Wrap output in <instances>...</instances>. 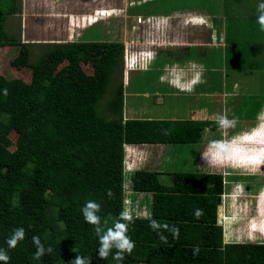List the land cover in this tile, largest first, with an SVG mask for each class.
<instances>
[{"label":"trees","instance_id":"trees-1","mask_svg":"<svg viewBox=\"0 0 264 264\" xmlns=\"http://www.w3.org/2000/svg\"><path fill=\"white\" fill-rule=\"evenodd\" d=\"M14 1L8 0V9L15 6ZM3 22L0 18V46L18 48L17 61L31 69L29 82L0 75V248L7 249L6 240L15 228L26 230L25 239L15 249H8V264H71L77 254L90 264H264V244L223 242L222 226L217 223L224 192L221 175L172 171L163 179V173L153 169L155 161L152 168L132 171L129 178L124 173L127 144L205 140L206 145L230 139L241 129H229L224 137L214 120L124 119L122 87L113 80L118 65L119 71L123 68L120 41L79 37L53 42L42 46L36 62L30 63L28 46L7 35ZM186 58L193 59L191 54ZM82 61L93 65L94 74L80 72ZM63 63L67 69L55 78L54 69ZM194 64L199 70L198 63ZM154 65L148 72L156 71ZM203 69L204 81L217 72L207 66ZM112 83L113 88L109 87ZM108 90L114 95L106 107L110 114L103 118L96 106ZM165 129L170 134H163ZM141 194L152 197L151 206L136 204L135 208L147 209L148 217L161 224L178 227L179 238L164 231L168 240L164 243L149 227L148 219H137L128 232L135 242L132 254H125L121 261L111 254L101 260L99 240L94 227L84 220L83 206L89 200L100 203L102 223L112 227L127 198L138 203ZM195 209L203 210L199 219ZM33 236L51 246L52 253L33 259ZM197 246L200 251L194 255Z\"/></svg>","mask_w":264,"mask_h":264},{"label":"rangeland","instance_id":"rangeland-1","mask_svg":"<svg viewBox=\"0 0 264 264\" xmlns=\"http://www.w3.org/2000/svg\"><path fill=\"white\" fill-rule=\"evenodd\" d=\"M74 1L76 0H69L70 3L66 8L63 7L61 10H57V12L54 13V11L49 12L47 9L39 10L35 8V11V9H31L26 4L23 6L25 2L21 0L23 18L21 14L10 18L6 31L8 33L7 35L20 41L21 44L28 46L30 63L36 62L42 52V46L53 42L74 41L79 37L84 41H120L123 44L121 55L123 68L122 71H119L121 67L118 65L113 80L115 84L118 86L121 84L122 87L121 97L124 99V104L121 116H123L124 119H207L216 121L218 114H227L229 119H243L240 121V125L237 124L234 129L245 128L249 125L248 120L253 118L255 114L252 103L249 102L250 100H248V103L243 108L239 104L235 103L234 105L233 103L227 108V111H225L226 107L224 108V106L226 104L222 96H218V98H214V100L212 99L213 102L210 103L211 98L199 94L202 91L213 90L215 87H219L220 85L216 81L219 77L214 78L215 80L206 79V82L197 87L193 93L180 91L170 85L167 79L164 83H161V77L171 78V70L173 67L177 69H187L192 63H206V59L202 58L204 55L212 56L218 48L220 50L222 46L216 44L220 42H215L219 39L217 40V37L209 34V29L206 27L205 21H198V18H193V16L188 17L190 14L185 16L181 13L180 18L183 20L182 23L180 18H173V16L172 18L175 23L174 27L168 31L166 35L169 41L166 42L164 39L161 41L160 37L162 34H155L156 31H153L152 27L146 25L147 21H149L148 18L150 13H147L145 11L146 9L144 10V8L149 7V9L153 8L151 9L152 11H159L161 8L156 3L130 7L135 0H106V6L107 3L117 6L114 14H112V10L106 11L104 16L109 13L112 15L102 18L90 26L81 25L79 29H73V27L69 26L67 20L73 19L76 24L77 21L80 22L82 20L81 15L85 12L84 5H74ZM144 21L146 23H144ZM144 38L164 42V44H166L162 46L163 49H160L162 51L159 56H161L158 58L157 62H154L156 64L154 65L153 63L154 70L156 71L148 72L149 69L147 71L140 69L128 70L126 63L127 54L130 53L128 48L130 49L131 46H141L142 44L138 42L145 40ZM211 38L213 39L211 40ZM220 52L217 51L215 54V61L221 59L222 54ZM189 54H191L193 58L190 62V59L186 58ZM17 55L18 48L7 45L0 46V75L29 82L31 78V69L21 65L17 61ZM117 62L121 61L119 60ZM209 63L210 62H207L206 65ZM253 64V60H249L245 66L246 68H250ZM80 68L82 74H94L93 65L89 61H82ZM66 69L67 64H60L54 69L53 76L58 78ZM206 70L211 71L210 68H206ZM212 72H214V69ZM238 73L239 76L236 81L241 85L244 79L253 83L256 78L255 76H250L249 78L246 73L242 74V72L239 71ZM191 74H189V76H191ZM241 75H243L244 78H242ZM262 76V78L257 77L259 81H264V75ZM231 82L233 83L234 81L231 79ZM109 87L113 88V83ZM261 92L262 90L260 91L259 89L258 93ZM113 95V91L108 90L107 93L102 95L98 100L96 110L99 116L103 118L108 117L110 112L106 110V107ZM252 98L256 99L253 95ZM244 99L245 98H243V100ZM209 110L211 114L208 113ZM244 118H247V122L244 121ZM215 134L214 132L213 136ZM217 135H220V133ZM11 138L12 141H15L16 135L12 134ZM204 142L205 140L200 143L186 144L145 143L128 145L125 147L124 173H126V177L129 178L130 175L128 176V174H131L132 171L147 168L153 164V161H155V164H153L154 166L152 165L153 169L161 171L163 175L160 176L163 179H167L169 177L168 173L172 171L219 173L221 170H213L211 168L214 167L208 168L201 163V156L204 148L209 144L204 145ZM11 148L14 149V145H12ZM252 148L254 149V147ZM152 166L150 168H152ZM221 169L222 171L226 170L224 168ZM250 170L255 172L253 177H239L243 172H237V176L239 177L238 180H241L240 182L243 185L235 194L244 190V196L235 194L234 196L228 195L231 187L230 185H226V188H224L225 193L221 196L222 204L217 209V223L222 226L224 243H235L239 245L248 243V238H245L249 237L247 232H245V218L253 217L256 218L257 222L261 218H264V165H261L259 168H251ZM129 184V180L127 179V192H130ZM246 194L252 198H246ZM139 198L142 202L132 203L130 198H127L128 207L135 211L137 210V208H135L137 206L136 204H147L149 207L151 206L152 197H142L141 194ZM243 199L245 200L244 203L241 201ZM141 212L147 213L148 211L143 208ZM238 212L242 217L234 219L237 217L236 215ZM262 231L264 235L263 228ZM254 236H250V239H253Z\"/></svg>","mask_w":264,"mask_h":264},{"label":"clouds","instance_id":"clouds-1","mask_svg":"<svg viewBox=\"0 0 264 264\" xmlns=\"http://www.w3.org/2000/svg\"><path fill=\"white\" fill-rule=\"evenodd\" d=\"M98 12H92L91 15L82 14V22H76L75 27L77 26H90L91 24L99 21L102 18H106L114 14H105L101 13L102 9H99ZM108 12V9H105ZM257 23L260 26V30L264 31V0L257 6ZM146 25L155 26L157 24H164V20H157V18H148ZM144 23H146L144 21ZM80 28V27H79ZM78 28V29H79ZM86 28V27H84ZM82 28V29H84ZM159 31V29L157 30ZM145 40L139 41L138 43L142 44L141 46H131L129 50L130 53L127 54L126 63L128 70H145L151 69L153 63L156 61L157 56L163 49L162 46H165L164 43L154 41L148 38ZM125 56V55H124ZM197 69L196 64H190L187 69H177L173 67L171 70V78L161 77V83H164L167 79V82L173 87L179 89L182 92L193 93L195 86L197 84L205 83L203 79L204 69L202 66ZM196 70V71H194ZM192 73L189 76V73ZM3 94L8 95V90L3 89ZM258 124L249 130L238 131L231 135L230 139H220L211 141L203 151L201 156V163L208 168L213 170H221L219 173L214 172L211 174H218L223 177L224 183L223 186L226 188V185H230V191L228 195L234 196L235 192L242 187L241 180L239 177H253L255 172L250 170L251 168H259L261 165H264V111H261L258 114ZM216 123L219 126V131H221L224 137H227L229 129H234L237 125V120L235 118L229 119L227 114H218L216 117ZM163 134H170L169 129L163 130ZM131 145L127 144L126 146ZM138 145V144H136ZM254 147V149L252 148ZM221 166V167H218ZM230 166V167H229ZM237 167V168H232ZM218 168V169H216ZM221 168L226 169L222 171ZM243 169V170H240ZM242 171L243 174L239 177L237 172ZM241 172V173H242ZM210 173V172H207ZM238 177V179H236ZM233 189V190H232ZM225 189L222 195H224ZM244 190L240 191L238 194L244 196ZM107 195L112 196L111 190L108 191ZM246 198H252L246 194ZM244 203V199L241 200ZM222 204V203H221ZM82 215L87 224L94 227L95 235L99 240V248L97 250L98 257L101 260H107L111 254L114 260L121 261L124 260L125 254L131 255L134 248L135 242L128 235L130 225L134 224L137 219H148L149 227L156 231L162 242L167 243V237L163 235L164 231L171 232L174 239L179 238L180 229L175 226H170L168 224H161L155 219L148 217L147 213L141 212L139 210L133 211L128 207V202L125 201V206L120 212L118 220L114 223L112 227H105L102 223V217L100 215L102 211V206L100 203L89 200L85 203L82 208ZM203 215L202 209H195L194 216L199 219ZM234 219L241 218L242 216L239 212ZM244 218V217H243ZM245 229L249 237H245L248 243L264 244L263 231L264 229V218H261L258 222L256 218L249 217L245 218ZM254 233V235H253ZM26 230L23 227L15 228L12 231V234L7 238L6 244L7 249L0 248V261H3L4 264H8V261L11 257L8 254V249H15L21 241L25 239ZM250 236H254L253 239H250ZM244 238V239H245ZM32 242L36 247V252L33 259L39 260L46 253L51 254L53 249L51 246L46 247L45 243L41 241L39 236H33ZM199 247L193 249V254H199ZM71 264H90L86 257H83L79 254L75 255L72 259Z\"/></svg>","mask_w":264,"mask_h":264},{"label":"crops","instance_id":"crops-1","mask_svg":"<svg viewBox=\"0 0 264 264\" xmlns=\"http://www.w3.org/2000/svg\"><path fill=\"white\" fill-rule=\"evenodd\" d=\"M22 1L25 2L23 3V6L26 4L31 9H47L49 12L54 11V13L57 12V10H61L63 7L66 8L70 3L69 0ZM7 2L8 0H0V18L4 21L3 26L6 34H8L6 31L8 20L18 14H21V17L23 15L21 0H15V6L10 5L9 9ZM105 2L106 0H76L73 3L74 5H84L85 12L83 14L91 15L92 12L99 13V9H102V14H106L105 9L115 12L117 6L111 3H107L106 6ZM260 2L261 0H135L130 6L135 7L143 4L146 5L148 3H156L161 8L159 11H152L151 9L153 8L149 9V7L144 8V10L146 9L145 11L150 13V18L164 20V24L161 25L158 23L157 28H155V26L147 25L148 27H152L153 31H156L155 34H162L161 37H166L167 32L174 27L175 23L173 18H180L181 13L185 16L190 14L188 17L193 16V18H198V21L206 22L205 24L209 29V34L217 37V40H219L215 42H220L216 44H219L222 47L220 50L218 48L212 56L204 55L202 57L203 59H206V61L208 57L210 58L209 61H207L210 62L208 65H206L207 62L197 63L199 66L215 68L217 71L215 76H209L206 79L213 80L214 78L219 77L216 81L220 86L215 87L213 90L202 91L199 94L211 98L210 103L213 102L212 99L214 100V98L217 99L218 96H222L224 103L226 104L224 106V108L226 107L225 111H227V108L233 103L234 105L237 103L243 108L248 103V100H250L249 102L251 103L253 102V108L255 110L254 117L250 118L248 120L249 125L245 128H241L240 131L249 130L255 127L258 124V114L261 111H264V81H259L257 78H262V75H264V31L260 30V26L257 23V6ZM12 8L17 9L14 13L9 14ZM69 14L77 15L78 12L77 14ZM180 20L183 23L181 18ZM67 21L69 26L73 27V29L79 28L80 26L75 27L73 19H68ZM158 29L159 31H157ZM161 37V41L162 39L166 42L169 41L167 40V37ZM212 39L213 38H211V40ZM217 51H221L220 53L222 56L221 59L215 61V54ZM191 60L192 59H190L189 62ZM249 60H253L254 64L250 68H246L245 65ZM238 71L242 72V74L246 73L249 78L250 76H255L256 78L254 79V82L250 83L249 80L244 79L243 84L241 85L236 81L239 76ZM241 76L244 78L243 75ZM231 79L234 81L233 83L231 82ZM258 87L260 91L262 90L261 93H258ZM252 95L256 99L252 98ZM243 98L245 99L243 100ZM256 100L262 101V103L255 104L254 101ZM208 113L211 114L210 110ZM239 119L242 120L241 118ZM244 120L247 122V118H244Z\"/></svg>","mask_w":264,"mask_h":264}]
</instances>
